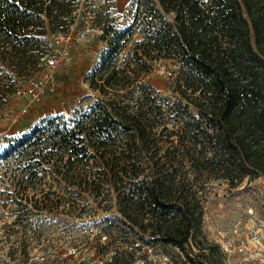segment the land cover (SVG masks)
<instances>
[{"label":"trees","instance_id":"trees-1","mask_svg":"<svg viewBox=\"0 0 264 264\" xmlns=\"http://www.w3.org/2000/svg\"><path fill=\"white\" fill-rule=\"evenodd\" d=\"M79 3L0 0V64L14 72L0 80V107L15 95V75L39 67L49 35L69 29ZM140 4L127 29L100 27L108 65L92 75V86L106 99L44 118L0 159L15 158L11 180L22 198L35 191L44 196L33 203L38 213L59 212L66 190L114 194L132 244L172 246L192 264H224L218 244L203 231L199 192L205 174L233 187L264 175V0ZM137 28L143 39L120 66ZM162 59L179 65L175 92L184 109L171 107L173 126L164 99L141 84ZM91 157L95 168L88 166Z\"/></svg>","mask_w":264,"mask_h":264},{"label":"rangeland","instance_id":"rangeland-1","mask_svg":"<svg viewBox=\"0 0 264 264\" xmlns=\"http://www.w3.org/2000/svg\"><path fill=\"white\" fill-rule=\"evenodd\" d=\"M141 2L143 0L88 1L83 8L91 11L92 17L87 19L99 28L115 25L125 30L133 23L134 15L143 9ZM166 18L174 21L175 16L170 14ZM84 20L83 12L79 17V26L85 23ZM136 30L127 48L120 54V66L131 60L134 42L143 39L140 28ZM101 35L95 34L93 40L84 42L80 49L74 44L72 46L75 52L71 49V60L65 65L66 76L69 82L76 85V91L66 93L65 116L107 97L92 86V75L104 73L108 65V60L103 57L108 42ZM81 54L88 60L82 62L78 58ZM178 71L176 61L158 60L153 62L152 71L141 82L164 99L169 120L173 115L171 107L184 109L175 92ZM43 72V67L39 65L26 75H15V95L0 107V156L17 137L44 120L27 118L30 111H22L26 101L17 95L18 89L29 78ZM11 73L14 72L9 67L4 68L0 64L2 84L8 79L6 75ZM43 103L44 100L37 105ZM22 119L26 120L25 129L20 127ZM173 123L170 120L169 125L173 126ZM90 159L88 166L96 160L95 157ZM67 160L66 156L69 166ZM16 167L14 157L8 161L0 159V264H112L116 258L122 264H192L184 253L172 246L145 242L137 247V244H132L134 234L119 214L114 194L104 198V195L97 197L90 192L70 194L66 190L59 212H36L33 203L36 200L41 202L44 196L38 195L39 192L36 194V191L31 192L28 199L18 194L19 189L11 180L17 172ZM205 175L202 180L204 188L199 192L204 202L203 231L210 241L218 244L224 264H264V175L246 178L235 187L224 179ZM68 199L70 204L66 202ZM110 204L112 208L106 210L105 207ZM70 207L83 210L73 212ZM28 209L35 213L27 212ZM177 253L180 257L176 256ZM172 255L176 260H172Z\"/></svg>","mask_w":264,"mask_h":264},{"label":"built area","instance_id":"built-area-1","mask_svg":"<svg viewBox=\"0 0 264 264\" xmlns=\"http://www.w3.org/2000/svg\"><path fill=\"white\" fill-rule=\"evenodd\" d=\"M88 1L99 0H80L79 6L74 11L75 20L65 32L51 33L49 35V50L45 56L41 58L40 67H43V74L33 76L26 81V84L20 87L17 95L26 101L23 112L26 113L30 106L39 104L48 94L51 87L55 85V71L59 66L71 60V49L74 44L72 31L77 32V41L91 42L95 34H102L103 30L87 17H92L91 11L84 9L83 4ZM83 9V10H82ZM84 12L85 23L79 26V17Z\"/></svg>","mask_w":264,"mask_h":264},{"label":"crops","instance_id":"crops-1","mask_svg":"<svg viewBox=\"0 0 264 264\" xmlns=\"http://www.w3.org/2000/svg\"><path fill=\"white\" fill-rule=\"evenodd\" d=\"M70 33H71L72 37L74 38V46L77 49L82 48V46L84 45L83 42L76 40L77 32L72 31ZM76 45H79V46H76ZM72 50H73V52H75L74 48ZM78 58H80L82 60V62H85L88 60V57H85L82 54ZM55 80H56L55 85L50 88L48 94L43 99L44 103L42 105H39V106L37 104L35 106L32 105L31 108L33 107V109H31V108H30L31 110L29 109L30 112H29L27 118H29V119L31 118L30 120H34V119L38 120V119H44L45 117L50 116V115L53 116L56 114H64L67 112L66 111L67 110L66 109V103H65L64 99L66 97L67 92L69 93L70 90L73 92L76 91V88H75L76 85L73 84L72 82H69L68 76H66V65H65V63H64V65H62L56 69ZM25 121L26 120H24V119H22L20 121V124L22 125L20 127L22 129H25V125H26Z\"/></svg>","mask_w":264,"mask_h":264}]
</instances>
